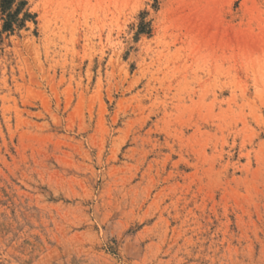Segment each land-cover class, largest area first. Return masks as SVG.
<instances>
[{"label": "rangeland", "instance_id": "374dc122", "mask_svg": "<svg viewBox=\"0 0 264 264\" xmlns=\"http://www.w3.org/2000/svg\"><path fill=\"white\" fill-rule=\"evenodd\" d=\"M18 9L0 264H264V0Z\"/></svg>", "mask_w": 264, "mask_h": 264}, {"label": "trees", "instance_id": "16d2710c", "mask_svg": "<svg viewBox=\"0 0 264 264\" xmlns=\"http://www.w3.org/2000/svg\"><path fill=\"white\" fill-rule=\"evenodd\" d=\"M17 0H0V13L4 17V31H13L15 24L19 23L20 9L13 11V6ZM144 31L141 29L140 33Z\"/></svg>", "mask_w": 264, "mask_h": 264}]
</instances>
